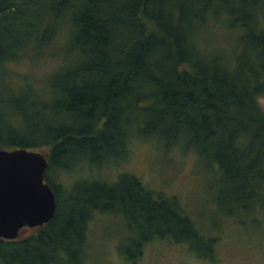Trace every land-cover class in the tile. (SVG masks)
Returning <instances> with one entry per match:
<instances>
[{
    "label": "trees",
    "instance_id": "obj_1",
    "mask_svg": "<svg viewBox=\"0 0 264 264\" xmlns=\"http://www.w3.org/2000/svg\"><path fill=\"white\" fill-rule=\"evenodd\" d=\"M31 1L0 0V87L10 95L0 96V150L48 149L47 171L56 177L121 160L134 138L155 140L165 150L178 147L215 169L222 200L230 204L227 214L264 233V112L257 102L264 92V0H238L229 8L236 44L213 58L201 54L197 35L174 20L173 10L154 14L157 0L114 2L116 7L112 0L86 3L71 15L78 31L47 79V99L44 83L36 88L24 80L19 90L4 79V66L36 38L38 48L49 49L62 36L55 24L71 0H46L49 17L42 34L31 20ZM38 111H47V118ZM46 177L56 200L54 218L25 228L28 236L0 239V264H82L95 213L120 215L128 230H140L141 241L127 236L118 246L129 262L144 245L167 238L214 261L218 237H207L208 229L176 198L150 190L136 177L120 174L113 183L79 179L64 201L60 187ZM180 233L185 240L177 238ZM201 236L208 238L206 256L197 255L189 240Z\"/></svg>",
    "mask_w": 264,
    "mask_h": 264
},
{
    "label": "rangeland",
    "instance_id": "obj_2",
    "mask_svg": "<svg viewBox=\"0 0 264 264\" xmlns=\"http://www.w3.org/2000/svg\"><path fill=\"white\" fill-rule=\"evenodd\" d=\"M92 1L94 0H71L69 10L65 11L55 24L56 27L63 29L62 36L58 35L49 49L38 48L37 38L35 41L27 42L25 48H22L25 54L4 66L5 72L8 73L6 77L4 74V79L10 81L14 87L19 86V90L26 86L22 85L24 80L30 81L36 88L44 83L46 86L43 89L46 90L44 96L47 99L49 86L47 79L59 67L63 58H66V51L69 50L78 31L71 21V15L84 10L86 3ZM125 1L112 0V4L116 7L114 2ZM30 3L29 10L33 16L31 20L37 32L42 34L49 17L46 11L47 2L32 0ZM232 5L238 6L239 1L157 0L151 9L154 14L160 16L173 10L174 20L176 18L187 33L192 31L193 37L197 35L194 43L201 50V54L213 58L224 54L226 48L231 50L236 44V38L229 32V8ZM219 15L220 18L217 17ZM235 31L239 33L240 30L237 28ZM45 46L47 45H43V48ZM191 50L193 52V48ZM69 59L68 64H74L75 61ZM0 88V96H10L7 87L1 85ZM48 97L51 98L50 92ZM257 102L264 112V92L258 97ZM38 113L42 114L41 111ZM44 116L47 118V111ZM41 151L46 153L48 149ZM122 157L121 160H113L99 170L84 167L70 173L57 172L55 177L53 171L47 169L45 175H48L55 186L60 187V198L63 201L66 199V192L70 193L74 182L79 179L101 178L113 183L120 174L126 173L136 177L150 190L160 192L169 198H176L186 214L199 221L202 228L208 229L207 232L204 230L207 237L211 235L218 237L214 261L197 258L188 251L187 245L174 243L173 239L167 238L156 239L144 245L141 255L134 263L129 262L119 255L118 246L126 243L127 236H136L134 240L141 241L140 230L136 227H132L133 232L128 230L126 222L120 215L117 217L95 213L87 226V243L82 264H264V233H257L256 226H251L249 220L248 225H243L240 224L242 217L227 214L230 204L222 200L221 182L212 174L215 169L211 166L209 170L208 164L199 163L195 153L183 152L178 147L165 150L155 140L134 138L129 141ZM45 182L47 183V177ZM262 227L264 228V225ZM29 234L30 232L23 231L21 236ZM181 235L182 233L177 238L185 240ZM201 237L189 240L199 250L197 255L206 256L208 254L204 255V252L208 238Z\"/></svg>",
    "mask_w": 264,
    "mask_h": 264
},
{
    "label": "water",
    "instance_id": "obj_3",
    "mask_svg": "<svg viewBox=\"0 0 264 264\" xmlns=\"http://www.w3.org/2000/svg\"><path fill=\"white\" fill-rule=\"evenodd\" d=\"M47 168L43 151L0 150V239L17 240L25 228L54 218L55 195L44 179Z\"/></svg>",
    "mask_w": 264,
    "mask_h": 264
}]
</instances>
